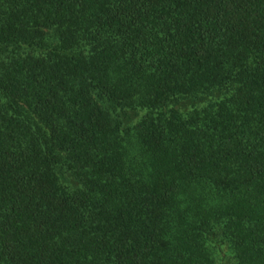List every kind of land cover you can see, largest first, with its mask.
Returning a JSON list of instances; mask_svg holds the SVG:
<instances>
[{
    "label": "trees",
    "instance_id": "1",
    "mask_svg": "<svg viewBox=\"0 0 264 264\" xmlns=\"http://www.w3.org/2000/svg\"><path fill=\"white\" fill-rule=\"evenodd\" d=\"M0 264H264V0H0Z\"/></svg>",
    "mask_w": 264,
    "mask_h": 264
}]
</instances>
